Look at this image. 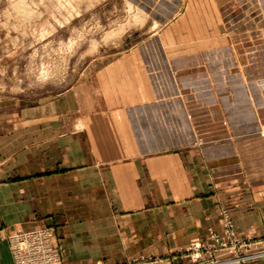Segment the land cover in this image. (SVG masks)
<instances>
[{"label":"crops","instance_id":"1","mask_svg":"<svg viewBox=\"0 0 264 264\" xmlns=\"http://www.w3.org/2000/svg\"><path fill=\"white\" fill-rule=\"evenodd\" d=\"M155 59L107 60L94 101L81 104L72 88L14 118L0 112V264H14L10 233L45 223L65 246L59 264L163 254L208 239L223 212L237 234L264 236V134L244 129L234 112L212 113L216 101L203 115L185 100L187 90L198 101L215 98L216 75L202 73L188 87L177 76L184 67ZM159 61L177 70L175 89Z\"/></svg>","mask_w":264,"mask_h":264},{"label":"rangeland","instance_id":"2","mask_svg":"<svg viewBox=\"0 0 264 264\" xmlns=\"http://www.w3.org/2000/svg\"><path fill=\"white\" fill-rule=\"evenodd\" d=\"M120 54L156 61L171 56L174 66L184 67L177 76L188 87L195 76L216 75L215 98L198 101L195 90H187L185 100L201 104L203 115L216 101L212 113L234 112L244 129L264 134V0H0V112L14 118L20 108L32 111L72 88L81 104L94 101L96 72ZM154 65L165 67L175 89L177 70L162 61ZM243 81L249 91H242ZM228 219L232 223L223 212L221 229L209 226L206 240L195 238L163 254L129 256L122 264H163L176 254V264H258L264 258V236L237 234L233 225L230 233ZM41 225L56 233L54 225ZM59 239L62 262L65 246ZM224 250L230 254L216 255Z\"/></svg>","mask_w":264,"mask_h":264},{"label":"built area","instance_id":"3","mask_svg":"<svg viewBox=\"0 0 264 264\" xmlns=\"http://www.w3.org/2000/svg\"><path fill=\"white\" fill-rule=\"evenodd\" d=\"M226 223L228 224L230 233H233L230 219L226 220ZM8 237L10 249L16 264H58L61 262L62 248L59 242L60 239L54 232V229L48 225L21 229L12 232ZM224 243L222 242L223 245H225ZM195 246L199 250L202 244L200 241H197L195 242ZM215 248L217 249L218 247L216 246ZM227 262L229 260L221 262L217 260L213 263L225 264Z\"/></svg>","mask_w":264,"mask_h":264},{"label":"bare ground","instance_id":"4","mask_svg":"<svg viewBox=\"0 0 264 264\" xmlns=\"http://www.w3.org/2000/svg\"><path fill=\"white\" fill-rule=\"evenodd\" d=\"M136 10H138V8H137ZM140 11H141V10H140ZM135 12H136V11H135ZM136 14H137V13H136ZM140 16H141V14H140ZM143 16H144V15H142L141 17H143ZM136 18H137V16H136ZM136 18H135V19H136ZM128 21H129V20H128ZM141 21H142V20H141ZM108 33H109V32H108Z\"/></svg>","mask_w":264,"mask_h":264}]
</instances>
